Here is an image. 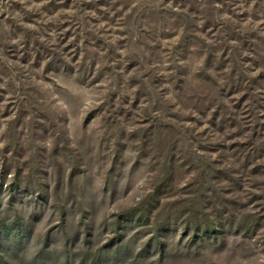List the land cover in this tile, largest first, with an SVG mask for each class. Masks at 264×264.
<instances>
[{
  "label": "rangeland",
  "instance_id": "obj_1",
  "mask_svg": "<svg viewBox=\"0 0 264 264\" xmlns=\"http://www.w3.org/2000/svg\"><path fill=\"white\" fill-rule=\"evenodd\" d=\"M5 228L11 264H264V0H0Z\"/></svg>",
  "mask_w": 264,
  "mask_h": 264
},
{
  "label": "trees",
  "instance_id": "obj_2",
  "mask_svg": "<svg viewBox=\"0 0 264 264\" xmlns=\"http://www.w3.org/2000/svg\"><path fill=\"white\" fill-rule=\"evenodd\" d=\"M144 201L143 202H140L139 203V205H144ZM136 210V209H135ZM192 215H195V212H193V214ZM123 220H125V217H123L122 215H120V216H118L117 217V223L119 224V225H121V223H122V221ZM126 220H129V218H126ZM163 219L161 218V215H158V217L156 218V221H155V235L154 236H156V235H159V233L161 232V228H160V225L159 224H161V221H162ZM6 230H7V228H5V229H3L1 232H0V243L2 242V236H3V234L6 232ZM11 245H12V243H11ZM13 246V245H12ZM2 263H4V264H11V263H9L8 261H5L4 260V257H1V255H0V264H2Z\"/></svg>",
  "mask_w": 264,
  "mask_h": 264
}]
</instances>
